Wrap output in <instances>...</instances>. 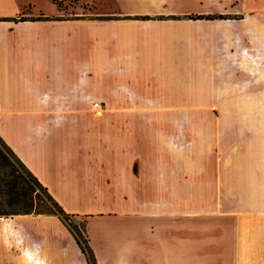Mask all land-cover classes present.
Returning a JSON list of instances; mask_svg holds the SVG:
<instances>
[{"label": "crops", "instance_id": "1", "mask_svg": "<svg viewBox=\"0 0 264 264\" xmlns=\"http://www.w3.org/2000/svg\"><path fill=\"white\" fill-rule=\"evenodd\" d=\"M142 1L145 9L89 10L63 24V10L33 13L26 0H0V136L63 205L89 179L88 157L75 155L80 124L70 116L95 115L97 92L123 104L115 108L121 114L141 113L129 100L147 98L163 105L151 114L215 116L205 135L215 144L216 199L195 257L218 264L231 243L244 264H264V0H199L203 9L194 15L223 19L191 20L184 18L191 11L175 7L168 14L184 17L128 19L163 13L157 0ZM81 24L89 27L87 42L69 27ZM228 187L239 196L232 212L223 198ZM1 230L0 264H17L20 255L2 241L11 230ZM192 254L185 246L190 263Z\"/></svg>", "mask_w": 264, "mask_h": 264}, {"label": "rangeland", "instance_id": "2", "mask_svg": "<svg viewBox=\"0 0 264 264\" xmlns=\"http://www.w3.org/2000/svg\"><path fill=\"white\" fill-rule=\"evenodd\" d=\"M153 4L163 12L154 16L157 19L171 17V7L193 14L203 9L199 0H157ZM147 5L142 0H26L27 10L33 13L63 10L59 17L63 24L85 19L81 14L89 10L105 15ZM69 27L77 29L81 41L87 42L89 27ZM140 93L154 94L151 90ZM94 102L99 104H94L95 115L70 116L80 124L82 136L75 140L79 148L75 155H86L90 161L86 187L64 196L62 207L70 216L64 220L52 214L17 216L19 225L2 239L7 251L20 255L17 264H40L39 260L42 264H88L73 236L85 230L98 264H215L194 253L200 250L201 234L207 237V208L216 199L215 144L205 135L214 126L215 116L151 114V108L163 105H153L147 98L135 103L129 100L128 105L139 107L141 113L121 114L115 108L123 104L104 101L98 92ZM84 122L88 127H82ZM236 148L240 146L235 144ZM238 197L230 187L224 190L228 211H234ZM0 218H4L2 227L10 219ZM231 222L228 220L229 227ZM228 238L230 241V235ZM185 246L193 252L191 263L184 258ZM232 249L228 243L218 264H244Z\"/></svg>", "mask_w": 264, "mask_h": 264}, {"label": "trees", "instance_id": "3", "mask_svg": "<svg viewBox=\"0 0 264 264\" xmlns=\"http://www.w3.org/2000/svg\"><path fill=\"white\" fill-rule=\"evenodd\" d=\"M54 1V0H53ZM60 5V3H59ZM129 19L150 20L157 19L150 16H136ZM181 17L163 16L158 19H180ZM185 18L199 19H223L225 16L214 15H186ZM58 215L61 219L68 218L60 203L51 195L39 179L29 170L22 160L15 154L11 147L0 136V217H14L23 215ZM75 228L76 224H71ZM83 233H73L75 242L81 252L86 256L88 264H98L96 255L89 245L87 237Z\"/></svg>", "mask_w": 264, "mask_h": 264}, {"label": "bare ground", "instance_id": "4", "mask_svg": "<svg viewBox=\"0 0 264 264\" xmlns=\"http://www.w3.org/2000/svg\"><path fill=\"white\" fill-rule=\"evenodd\" d=\"M95 104H96V107H99V104L98 103H95ZM0 220H4V218H0ZM0 227H2L1 224H0ZM10 228H12V221H10V219H7L6 220V223L2 227L1 232H4L5 233Z\"/></svg>", "mask_w": 264, "mask_h": 264}]
</instances>
